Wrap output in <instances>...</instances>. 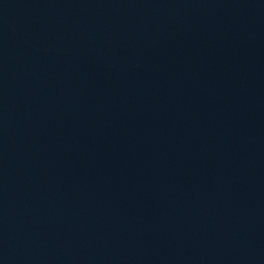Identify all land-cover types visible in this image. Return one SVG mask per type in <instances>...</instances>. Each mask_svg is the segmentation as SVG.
<instances>
[{
	"label": "water",
	"instance_id": "1",
	"mask_svg": "<svg viewBox=\"0 0 264 264\" xmlns=\"http://www.w3.org/2000/svg\"><path fill=\"white\" fill-rule=\"evenodd\" d=\"M0 264H264V0H0Z\"/></svg>",
	"mask_w": 264,
	"mask_h": 264
}]
</instances>
